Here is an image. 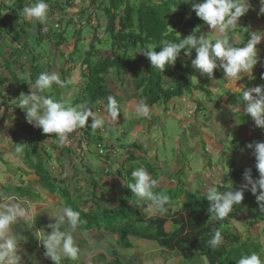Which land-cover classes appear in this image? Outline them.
Returning a JSON list of instances; mask_svg holds the SVG:
<instances>
[{
    "label": "rangeland",
    "instance_id": "374dc122",
    "mask_svg": "<svg viewBox=\"0 0 264 264\" xmlns=\"http://www.w3.org/2000/svg\"><path fill=\"white\" fill-rule=\"evenodd\" d=\"M5 1V0H4ZM134 2L135 0H131ZM138 1V0H136ZM186 2V0H184ZM260 2V1H259ZM254 3L249 8L247 12L248 24L244 25V23L239 20L240 28H246L248 26L249 31H264V14H260L261 3ZM110 1L106 0V2L101 6V9L95 12V19L93 12H87L85 9L78 18L72 17L69 21L66 17H64L63 21L58 22L54 21L53 17H50V21L47 24V30L53 29L52 34L49 38L40 37L39 34L35 31L36 27H33L32 31H27L26 27L22 28V32L18 33L20 36H16V32H10L11 26L5 23L3 19L0 20V55H2V59L0 60V81L2 82L0 93H4V95L8 96L6 101L8 104H2L3 107L7 108V112L11 111L13 108L11 104L12 101H9L11 97L15 98L20 93L18 88L10 87L12 83H14L15 87L21 89L24 88V74L28 73L30 76L31 82L34 83L35 79L38 77V72L49 71L51 68L46 65V60L49 59L50 66L52 67L51 72H57L60 76L61 80L65 81V85L63 87H57L53 85L52 89L46 90L49 93V96L57 100L63 101L68 106H73L77 108L88 107L91 108L98 117H103L107 120L101 112V109L105 107L104 102L100 101L95 103L94 105H86L84 103L74 104V101L79 98V89L80 86L76 84L77 77L72 78L68 77L67 74L73 72L76 69L78 71L82 68L81 60L83 61L86 58V50L90 46V40L93 36V33L96 31L100 34L105 33L103 29L104 26H98L100 23L99 19H102L105 22L106 14L104 13V7L109 4ZM188 4L187 7V15L186 18H190L193 14L192 4L190 2H186ZM19 4V3H17ZM22 5H26V2L21 1ZM0 6L5 7V2L2 1ZM19 6V5H18ZM11 8V7H10ZM64 8V7H63ZM94 8V7H93ZM3 16L6 15L4 11H2ZM91 19H89L90 17ZM93 19V24L92 20ZM91 21V22H90ZM29 21H26L27 24ZM77 25H82V28ZM102 24V23H101ZM94 25V26H93ZM104 25V23L102 24ZM6 28L10 32V35L6 33ZM28 28V27H27ZM45 28L42 26V29ZM21 28L19 27L18 30ZM81 29V30H80ZM197 36L205 34V36L209 39H216L218 33L210 32L211 29L208 25L206 27H202L201 29L194 30ZM237 34H241L240 32H236ZM58 35H63L66 39L65 42L59 43L56 46V50L59 52V57L56 55L57 52H54V42L59 40L56 38ZM23 36L28 37L29 42L23 44V48L15 50L16 58H20V64L16 65L15 62L10 61V52L9 49L14 50V47L17 45L11 37L16 40H20ZM6 47L5 50H2L3 47ZM26 48V49H25ZM25 49V51H23ZM7 55V56H6ZM23 56V58H22ZM36 56V60H32V57ZM258 56L259 61L257 65L253 69V76L258 72V68L260 66L264 67V39L261 40V43L258 45ZM44 60V63H41V60ZM94 60H97L94 58ZM184 66H191V59L184 56L181 60ZM13 63V64H12ZM219 63V62H218ZM29 66V67H27ZM14 66H17L15 69ZM22 67L24 69H22ZM58 69V70H57ZM6 70V74L4 71ZM32 71L31 74L29 71ZM220 72L223 73V70L217 68ZM37 71V73H36ZM224 74V73H223ZM110 74L106 75V78L109 77ZM83 82L86 81L85 74L82 75ZM110 79V78H107ZM130 80V78H127ZM126 79V81H127ZM247 74L240 80L235 82H230L222 76H215L214 79H210L206 74H201L198 71V76L193 77V82L198 86H204L208 91H200L195 89L197 92L193 91H185V94L197 96L199 98H213V101H217L219 108L221 109V114H210L208 118H203L201 121L198 119L201 116L197 115L193 121L195 124L198 122L199 128H196L197 133L195 134V139L191 138L189 134V119L187 116L186 110L182 107V110H174V112L167 113L163 111L160 118L165 123L162 125L160 121L159 124L155 125V134H152L153 140L151 143L155 146L156 156L155 158H146L147 161L142 166H139L141 161L129 162L132 166H135V170L140 167H148L153 172V178H159L158 180H162V175L171 176L176 170L181 169L185 166L183 171H178L175 175H172L173 178L178 182H181L187 187L186 191H191L195 193H204L205 187L211 185L213 181L221 178V181L225 178V175L231 172V162L236 159V162L239 166H246L251 162L253 150L247 148V144L252 142L259 141L257 139V132L259 131V127L255 125V121L251 117V115H247L243 111V99H240L239 95L235 97V103H232L230 106H235L239 103L238 110L234 113L231 110L225 108L223 106V99L218 102V98L221 95L225 94L223 97L227 96L229 91H237V94L242 93L243 88L247 85L248 80ZM246 80V81H245ZM79 82V81H78ZM6 84V85H5ZM79 84V83H78ZM116 85V83H115ZM7 86V87H5ZM113 90L120 89L119 94L122 96V101L120 103V109L125 107L124 104L127 102L124 100L125 93H133L131 92L134 89V84L127 83L125 85H119V87L114 88ZM6 90V91H5ZM135 90V89H134ZM71 93L73 95H71ZM20 96V94H19ZM17 101H15L16 103ZM126 102V103H125ZM1 106V100H0ZM180 106V105H179ZM17 108H19L17 106ZM5 109V108H4ZM4 111V110H3ZM182 112L183 115L175 116V113ZM216 113V112H215ZM2 114L5 113L2 112ZM211 118V119H210ZM188 119V121L186 120ZM210 119V120H209ZM218 119H220L218 121ZM132 121L130 126L126 127L123 125L121 129L118 130L119 134L121 132H126L128 135L126 136V141L137 139L136 133L134 132L135 128L132 125ZM197 121V122H196ZM217 121L221 124L222 122L231 123L232 128L220 129L216 125ZM229 121V122H228ZM92 122V117H89L88 123ZM217 123V124H216ZM1 124H6L3 121ZM29 123L26 119L22 122L20 121L19 127L15 131H20L23 135H18L16 144H12L9 139V135L1 136V133L6 135L8 133L15 132L13 129H10L9 132L4 129L1 131L0 129V182L9 183L8 187L14 188V185L20 184L28 185L30 190L33 193L37 194L38 197L34 198H23L21 202L27 201L28 203L24 205L28 209L27 217L21 219L17 222L16 225L13 226L11 230V234L15 236L19 240V253L21 254V264H53L50 262V258L44 256L45 248L42 245V242L37 238L35 233L38 236H43L44 233H50L52 230L48 227L49 224L55 223L56 218L52 216L58 217L61 214V210L67 205L66 198L60 195L61 187L68 186L69 191L73 193L70 194V198L74 201L70 207L76 209L78 207H85L88 209L90 207L88 202L84 200H79L77 194L75 193V187H77L78 182L83 184V180L85 179L86 183L89 184L91 179H96L98 183V189L100 197H102L101 209L106 207L115 206L120 202L121 199V187L123 186L124 180L116 176V178L110 180L112 178V172L110 175L106 174L103 169L99 168L100 165L104 164L105 156L107 153H117L116 151L109 152L107 149V138L102 141V144L105 149H98L96 147L95 138L92 137L89 142L90 150L93 154L90 155L89 160L93 164L92 166H87V169H84V166H79L76 171L75 177L69 179L70 177H66V182L60 181L61 185H57V191L54 194L50 193L47 188L39 185L37 180H33V185L30 183V179L32 177V173L24 174L22 169L24 168L27 171H33L34 173L36 169H31L29 164L37 162V156L32 155L33 153H43L44 159L46 160L45 165L47 170H51L54 174L57 175V178H60L59 175L60 167L62 165V155L61 153L56 156V161H49L45 158L46 151L51 152V156L53 154H57L58 152H64V154L72 155L77 151L79 154V149H83V155L86 152V149L82 146H78L73 144H67L68 151H64L62 144L56 143L57 149H54L52 146H48L47 144L43 145L42 143L39 145L36 141H31V134H36L34 130V126H28ZM202 126V130L200 127ZM203 126H206L203 128ZM209 126V127H208ZM219 129V130H218ZM109 132L110 128L104 127V131ZM200 130V132H199ZM218 130V131H217ZM264 131V129H262ZM226 134L222 139L221 133ZM39 134V132L37 133ZM54 135V134H53ZM141 135L140 133L138 134ZM136 136V137H135ZM9 140V152L3 153V144H5L4 138ZM33 137V136H32ZM252 137V140L246 142L242 147H234L239 146L241 140H246ZM34 138V137H33ZM36 138V137H35ZM38 139V138H36ZM121 139V138H120ZM221 139V140H220ZM39 140V139H38ZM55 142H58V138L54 139ZM43 141V140H42ZM139 144L140 139L136 140ZM175 143H179L177 146ZM143 145V144H142ZM20 146L22 151L19 154L15 153V148ZM195 146L199 148L196 149ZM205 147V148H204ZM214 148L218 150L217 153L214 152ZM206 149V150H205ZM44 150V151H43ZM76 150V151H75ZM101 150V152L99 151ZM237 150V151H235ZM30 152L29 157L25 158L26 153ZM143 152V151H142ZM221 152V154H220ZM237 152V153H236ZM54 154V157H55ZM104 154V155H103ZM234 157H232V155ZM88 156V153H87ZM216 158L218 160H216ZM28 160V161H27ZM175 160H179V162H175ZM60 161V164L57 163ZM150 161V162H149ZM224 162V163H223ZM233 163V162H232ZM59 164V166H58ZM56 166V167H55ZM219 166L220 170L216 167ZM216 168V170H215ZM54 170H57L55 172ZM89 170V171H88ZM88 171V172H87ZM37 175V173H36ZM210 177V178H208ZM35 176L33 177V179ZM78 178L80 180H78ZM164 178V177H163ZM169 181V178H164ZM206 180V181H204ZM37 183V184H36ZM79 183V184H80ZM2 184V183H0ZM3 185V184H2ZM221 185V184H220ZM219 185V186H220ZM43 187V188H40ZM1 187V186H0ZM182 184L180 186H176L173 191L182 190ZM164 188L162 191H167ZM5 190H0V196H5L3 198H7L11 202H20L17 201V198H21L20 193L17 194H7ZM59 193V194H58ZM64 193V192H63ZM11 195V196H10ZM85 204V205H84ZM140 210L146 213L147 216L159 214L157 212H149L148 209H145L148 204H135ZM174 211L178 210V206L172 207ZM161 215V214H160ZM234 229L238 230L243 239L247 240L251 238L255 243H260L262 245V249L260 252L261 258L264 259V221L258 222L255 225L248 227L246 224L240 222L237 219H233ZM63 228H67V223L65 222L62 225ZM167 231H170L173 228V224L169 221L165 226ZM72 235L74 238V242L80 249L79 259L77 261H71L64 259L61 264H181L182 257L173 252L167 251L166 249L158 246V244L151 240L140 239L136 237H131V241L134 244V248L132 249H124L118 243L117 234H113L105 231L104 229H90L86 230L83 225L72 231ZM117 260V261H116ZM195 264H207V261H198Z\"/></svg>",
    "mask_w": 264,
    "mask_h": 264
},
{
    "label": "trees",
    "instance_id": "16d2710c",
    "mask_svg": "<svg viewBox=\"0 0 264 264\" xmlns=\"http://www.w3.org/2000/svg\"><path fill=\"white\" fill-rule=\"evenodd\" d=\"M109 1L110 3L104 7V13L106 14L104 25H102L103 23H98V26H104L105 33L104 31L102 34L96 31L93 33L89 43L90 46L85 52L86 58L83 61L81 60V71L84 72L86 81L79 89L80 99L74 101V104L84 103L86 105H94L102 101L106 108L109 96L114 97L119 104L118 95L108 87L106 80V75L108 74L115 75L122 84V80H125L130 75L135 92L145 99L148 105H165V110H168V103L172 99L183 96L185 91H193L195 93V89H197L207 91V94H209V91L204 86H198L193 82V77L198 76V70L193 68L192 64L191 66H184L182 64L181 60L185 56V50H182L176 63L168 66L164 73L152 68L150 61L143 55L142 51V56L137 52L139 48L148 46L157 47L156 51L159 52L162 48V43L179 42L180 39L192 34L195 29L198 30L206 27L207 24L196 15L195 11L190 18H186L188 4L184 0ZM259 1L250 0V4L253 5ZM46 2L49 4L51 17L55 18V15H58V10L62 9V5L57 0H46ZM92 2L91 6H96L97 0H92ZM64 17L57 18L56 20L62 22ZM248 19L246 13L239 20L244 25H247ZM78 26L82 28L81 24L76 25L77 28ZM52 31L53 29L45 31L40 26L39 36L43 37L45 35V37L49 38ZM236 32H240L241 34H237ZM248 32V26L246 28L237 26L231 35H239L243 40H246ZM56 38L59 39L54 42L56 46L59 43L65 42L66 39L63 35H58ZM15 50L10 52V58L8 59L13 61V63L15 62V64H19L20 58L13 57ZM195 57L196 51L193 49L191 57L188 58L192 60ZM94 58L97 60H94ZM32 60L37 61L36 56H33ZM29 72L33 74L32 71ZM40 73L38 72L37 74L39 75ZM214 75L224 77V74L217 69L214 70ZM254 77V79L247 80L244 91L256 86H264L263 66L258 68V72ZM18 91L20 92L19 94L22 93L19 87ZM242 93L239 92L237 94V91H229L227 104L230 106L232 103L237 102L235 101L236 95H239L240 99H242ZM45 95H49V93L45 92ZM221 99L219 97L218 101ZM212 100L213 98L208 99L206 97L199 100L195 113L203 112L206 108L205 105ZM262 129L264 128L259 127V132L256 135L259 142H264V131ZM88 132L92 133V130L89 128L82 131L85 136L89 134ZM95 135L96 143L102 144L104 137L101 130L99 129V132ZM47 136L58 138L53 136V134H45L40 129L36 137L39 140H36L42 141ZM249 140L251 141L252 137L241 140V144L239 146L234 145V147H242ZM136 148L138 150L141 149L137 145V142L129 145L126 148L127 156L121 162L119 160L115 163L112 162L113 156L110 155L111 153H107L105 159H103L105 163L104 172L108 175L112 172L113 176L110 180L116 178V176L124 180L120 192L122 196L117 205L101 209L100 204L103 199L100 197L96 179H91L89 184L86 183L85 179H81L83 180V184L78 182L77 187H75L78 201L84 200L90 203L91 206L88 209L81 206L74 209L80 212L83 221L82 225L86 230L93 228L104 229L107 232L117 234L118 243L124 249L134 248L131 237L154 241L158 246L167 251L180 255L182 257L181 264H195L198 261L204 260L207 261V264H237V260L243 255L251 254L252 252L260 254L262 249L260 243H255L251 238L244 240L238 230H233V219L239 220L248 227L264 221V213L260 212L256 196L248 190H245L244 200L240 206H234L233 211L225 220L215 221L210 218L211 213L208 212L210 202L207 200L205 192L195 193L186 191L187 187L181 182L183 188L179 191H173L175 188L162 191L165 187L157 186L154 189L157 194L164 193L170 197L169 210L163 215L146 216V213L136 207V203L132 201L136 198L133 196L131 189L127 187L128 183H134L131 173L135 170V166H132L129 162H134L141 158ZM102 149H105L104 146ZM107 149L109 152H112L119 149V147L116 149L114 146L108 144ZM29 155L30 152H27L25 158L29 157ZM32 155L37 156V162L34 163L33 161L29 165L33 169H36L38 183L55 194L58 192L57 185H61L60 181H63V179L66 181V177L60 175L61 177L57 178L56 174L51 170H47L43 153H33ZM45 158L47 162L52 159L50 152L46 151ZM232 162L231 172L228 176H226L227 174L225 175L219 186V190L222 192L227 190L226 185L228 182H232L234 190L239 189L245 183L243 173L247 168L252 169L254 179L259 178L253 154L251 162L246 166H239L236 159L232 160ZM148 173L153 172L148 171ZM0 183L3 184H0V190H5L8 192L7 194L14 193L18 195L20 193L18 196L21 198H17V201L21 202L26 197H38L29 187L14 185V189L7 186L9 183ZM70 194L73 195L69 191L68 186L61 187L60 195L66 198V203L69 206L74 202L70 198ZM3 197L5 196H0V199ZM174 206H178V210L174 211L172 209ZM169 221L173 224V228L167 231L165 226ZM216 229L222 232L223 242L220 248L212 250L207 241ZM50 262L54 264L51 259Z\"/></svg>",
    "mask_w": 264,
    "mask_h": 264
},
{
    "label": "clouds",
    "instance_id": "9594fccd",
    "mask_svg": "<svg viewBox=\"0 0 264 264\" xmlns=\"http://www.w3.org/2000/svg\"><path fill=\"white\" fill-rule=\"evenodd\" d=\"M186 2L192 4L193 11L209 26L210 32L218 33L217 38L212 40L205 34L197 36L194 31L180 39L179 42L162 43L159 52L156 51L157 47L151 46L141 47L137 52L142 51L150 61L152 68L164 73L168 66L176 63L182 50H185V56L191 57L192 50L195 49L196 57L191 60L192 67L201 74H206L210 79H214V70L217 68L223 70L224 78L230 82L237 83L245 74L250 80L254 79L253 69L259 61L258 45L264 39V31H249L246 40L239 35H231L239 25L240 17L249 11L250 0H186ZM260 3V14H264V0H260ZM20 17L22 22L36 21L45 25L44 30L47 31L49 4L46 0H34L23 7ZM23 80L28 82L30 92L21 94L16 106L24 111L26 121L42 129L43 133L54 134L53 136L58 137L60 143L63 144L67 141L69 134L85 127H89L92 131L100 129L102 134L105 132V119L98 117L91 108L68 106L61 100L45 95L46 90L52 89L53 85L57 87L65 85V81L61 80L56 72H41L34 83L31 82L29 74L25 73ZM242 99L243 111L251 115L257 127L264 128V86L246 89L242 93ZM238 105L239 103L230 106L234 113L240 110ZM105 111L111 122H117L121 110L114 97L107 98ZM135 112L138 118H151L150 107L143 100L135 105ZM0 115H2V110H0ZM89 117H92L91 125L88 124ZM96 147L102 149L103 144L97 143ZM247 148L253 150L259 178L254 179L252 169L247 168L243 173L245 183L237 190L233 189L232 182H228L227 190L220 191L219 185L223 181L221 178L206 186L205 196L210 202L208 212L211 213L210 218L215 221L225 220L233 211L234 206L242 204L245 190L256 196L260 212L264 213V142H250ZM15 151L20 153L22 149L17 146ZM216 168L220 170L219 166ZM131 176L134 183H128L127 187L131 189L136 198L132 201L137 204L147 202L148 206L145 209L149 212L166 214L169 210L170 197L154 191L159 184L158 179L153 178L143 167L134 170ZM180 185L179 182L178 186ZM23 186L29 187L28 185ZM27 203V201L14 203L7 198L0 199V264H21L19 240L11 234V230L19 220L27 217L28 209L24 206ZM52 217L56 218V222L48 225L52 230L50 233L45 232L43 236L35 233L45 248L44 256L50 258L54 264H61L64 259L77 261L80 249L74 242L72 231L83 224L80 212L70 206H65L58 217ZM65 222L67 228L62 227ZM222 242V232L216 229L207 244L212 250H216L221 247ZM237 264H264V259L260 254L252 252L241 256Z\"/></svg>",
    "mask_w": 264,
    "mask_h": 264
},
{
    "label": "crops",
    "instance_id": "0c3cea01",
    "mask_svg": "<svg viewBox=\"0 0 264 264\" xmlns=\"http://www.w3.org/2000/svg\"><path fill=\"white\" fill-rule=\"evenodd\" d=\"M2 1L5 2V5L6 6L5 7L0 6V20L3 19L5 21V23L7 22V24L9 26H11V31L10 32H16L17 33L16 36H20V35H18V33H20V34L21 33H24V32H22V28L25 26L26 29H27V31H32L33 27H36V30L35 31L39 34L40 26H43L44 27V25H41V24H39L36 21H29L26 24L25 23L26 21L25 22H22L21 17H20V12H22L23 7L25 6V5L20 4L21 1L26 2V4H28V3L34 2V0H5V1L4 0H0V4L2 3ZM57 1L59 2L60 5H62V9L60 8L58 10V15H59L58 18H62L63 16H65L68 21L72 17L78 18L79 15L85 9L86 10L88 9L87 12L88 11H90V13L93 12V14H94L93 17L95 19L96 18L95 17V15H96L95 12L98 11V10H100L101 9V6L104 4V2H106V0H97L96 6H91L93 4L92 0H57ZM17 3H19V4H17ZM18 5H20V7H18ZM2 11H4V13H6L5 16H3ZM50 17H51V13L49 12V20H48V22L50 21ZM56 17L57 16L55 15V18ZM55 18H54V21H56ZM89 19H91V17ZM91 21H92L91 24H93V19ZM99 21H100V23H104V21L102 19H99ZM19 27L21 28L20 30H18ZM10 32L6 28V33L10 35ZM11 39L14 40L15 43L17 44L16 45L17 47L14 48V49H17L19 47L22 48L23 44L29 42L28 37H25V36H23L22 38H20V40H16L15 37H14V39L11 37ZM5 49H6V47L4 46L2 48V50H5ZM7 50L9 52L13 51V49H9L8 47H7ZM53 50H54V52L56 50V45L55 44H54V49ZM56 52H57L56 55L59 57V55H60L59 52L57 50H56ZM138 54L140 56H142L141 55V51H139ZM13 57H15V55ZM2 58H3L2 55H0V60ZM45 60H46V65L51 68L49 71L45 70V72H51L52 71V67L50 66V63H48L49 62V59H45ZM41 63H44V60L43 59L41 60ZM19 64H16V65H19ZM1 66L2 65H0V69H1ZM14 67H15V69H17V66H14ZM27 67H29V66H27ZM22 69H24V68L22 67ZM4 74H6V70L4 71ZM83 74H84V72H82L81 71V68H80L78 71H76V69H75L74 70V74H73V72L70 71V73H68L67 76L68 77H72V78H75V77L78 78L79 77L78 79H75L76 80V84L79 85L80 87H82L83 84H84L83 79H82V75ZM107 78H110V79H107ZM107 78H106V80L108 82V87L111 90H113L111 87L117 88V87H119V85L120 86L121 85H125L126 82L129 83V84L133 83L132 77L130 75L126 77V79L127 78H130V80L129 79H127V81H126V79L125 80H122L123 84L120 83L119 80L116 78V76L113 75V74H110V76L107 77ZM115 83H116V85H115ZM1 86H2V83L0 81V91L2 90L1 89ZM5 87H7V86H5ZM10 87H14V88L17 89L18 88V85H17V87H15L14 83H12V85ZM245 87L243 88V90L245 89ZM114 91L116 92V94L119 97L118 99H119V106H120V103L122 101V96L119 94V92L121 90L118 89V90H114ZM29 92H30L29 84H28L27 81H25L24 82V88H23L21 94H23V93L24 94H29ZM131 92H133V93H129V92L125 93L124 100L127 103L125 102L126 103V104H124L125 107L123 109H120L121 110V113L119 115V119L117 120V122H111L110 121V119L108 118L107 113L105 111V109H106L105 107H103L101 109L102 114L107 119V120H105V126L104 127H105V129L106 128L107 129L110 128V131L109 132L106 130V132L103 133V137H104V139L105 138L108 139L107 140V142H108L107 144L114 146L116 149L119 147V149L116 150L117 153H113V158L111 159L112 162H114V163L116 161H118V160H119V162H121L122 160H124L126 158V156H127V153H126L127 150H126V148L129 145L134 144L135 142H137L136 141L137 139H140V141H141L139 144L137 143V145L141 149L138 150L136 148V151L138 152V154L141 155V158L137 160V161H141L142 162V163H140L139 166H142L144 163L147 162L145 160L146 158H155L156 157V156H154L156 154V152L154 150L155 149V146L151 143V140H153L152 134H155L156 133L155 132V125L156 124H159L160 121L162 122V125H164V123H165L163 120L159 119L160 116H161V114L163 113V111H165L167 113H170V112H174L175 109L176 110H182V108H183L184 110H186V112L188 114L187 116L190 117L188 131H189V134L191 135V138L192 139H195V134L197 133L196 128H199V126L197 125L198 122L196 121L197 124H195L194 121H193V119L197 115L201 116L200 118H198L201 121V119L203 120V118H208L209 117V115L207 116L208 113H210V114H213L214 113V114H217V115H219V113L220 114L222 113L221 112V109L219 108V105H218L217 101H213V100L211 102H208L205 105L206 108H205V110L203 112L195 113L196 112V109H197V106H198V102H199V100H201V98L197 97L196 95L195 96H192V95L184 94L181 97H176V98L172 99L170 101V103H168V106H167L168 110H165L166 109V106L165 105H153V106H150V105L147 104L150 107L151 118L150 119L149 118H144V117L138 118L137 117V114L135 112V105L137 103H139L140 100H143L145 103H146V101H145V99L141 98L135 92L134 89H132ZM196 92L197 91H195V93ZM232 92H236V91H232ZM71 95H73V94L71 93ZM224 95L225 94L221 95V98L224 100L222 104H223V106L225 108L229 109L230 106H229V104H227V100L229 99V95L227 93V96H225V98L223 97ZM7 98H9V97L6 96V95H4L3 92L0 93V100H1L0 110H2L3 113H5V116H4V114L0 115V129H1V131L4 130V129H6L9 132L10 129H13L14 131L18 129L20 121L23 122L24 119H25V117H24L25 116V113H24V111L20 107L17 108V106H16V104L19 102V99H20L19 94H18V96L16 98H15V95H14V97H11L9 99V101H12L9 104L13 105L12 106L13 108H11V111L10 112H7L8 111L7 108L2 106V104H8V101H6ZM77 100L78 99H76L75 101H77ZM15 101H17V102L15 103ZM220 101H218V102H220ZM182 115H183L182 112L175 113V116L176 117L177 116L178 117L179 116L182 117ZM132 118H134V121L132 122V125L135 128L134 132L136 133V136L137 137L136 136L135 137L137 139L126 141V136L128 135V133L126 132V130L124 132H121V134H119L118 130L121 129V127H123V125L126 126V127L130 126V123H128V122L129 121L131 122L132 121ZM186 120L188 121V119H186ZM219 120L220 119H218V121ZM3 121H5V123H6L5 125L4 124H1ZM218 121H217L218 124L216 123L217 124L216 126L219 127L220 129H223V127L227 128V129L232 128L231 123H227L228 126H226L225 125L226 122H222L220 124ZM91 123H88V124L91 125ZM28 126H30V128H31V126H33V125L29 124ZM205 127L206 126H203V128H205ZM88 129H89L88 127H85L83 129H80L79 131H76V132H73V133L69 134L67 141L62 144L63 149L66 147L64 149V151H68L67 144H70V145H73V144L77 145L78 144L77 147L82 146V147H84L86 149V152L84 153V155H83V151L84 150L81 149V148L79 149V151H80L79 154L77 153L76 150H75L76 152L73 153L72 155H70V154H64V156H63V153L64 152H58L57 154L54 153L55 154V157H54V154H53L52 159L50 161H53V160L56 161V156L58 154H60V153L62 155V161H61L62 165H61V167L58 164V166L60 167L59 175L65 176V177H70V179H71L72 177L73 178L75 177L77 169L82 164H84V165H82V167L84 166V169H87V166H92L93 165L91 163V161L89 160V157H90L91 154H93V152L90 150V146H89V142L88 141L90 139H92V137H94V138L96 137L95 134H97L99 132V129H97L95 131H92V133H89L88 132L89 134H86V136H85L82 133V131L88 130ZM200 129L202 130V126L200 127ZM34 130L36 131V134H31L30 135L31 136V138H30L31 141H36V138L35 137H37V133L39 132L40 128H35ZM199 132H200V130H199ZM139 133L141 134L140 136L138 135ZM7 135H9L10 142L12 144H16L17 142H20V140H17V136L18 135H23V133L20 132V131H15L12 134L11 133H8L6 135H4V134L1 133V136H6L7 137ZM219 135H221L222 139H224L223 138L224 136H227L226 134H223V133H221ZM6 137L4 138L5 144L2 145L3 146V149L2 150H3V153L4 154H6V153L9 152V147H8L9 146V140ZM54 139H56V138L55 137H52V136H47L46 138L43 139V141H37V143L39 145L41 143L43 145L47 144L48 146H52V144H54L55 146H53V148L54 149H57L56 143H59L60 141L58 140V142H55ZM178 144L175 143L176 146ZM195 148L198 149L199 147L198 146H195ZM213 150H214L215 153L218 152V150L216 148H214ZM15 153H16V151H15ZM87 153H88V156H87ZM16 154H19V153H16ZM220 154H221V152H220ZM50 155H51V152H50ZM59 162L60 161H58L57 163H59ZM175 162H179V160H175ZM104 166H105V163L102 164V165H100L99 168L104 169ZM29 167L31 169H33L31 166H29ZM143 168H145L146 170L148 169L149 172L151 171L148 167H146V165ZM184 168H185V166H183L181 169H178V171H183ZM18 169H22L23 175L24 174H28V173H32V177L30 179V183L33 184L34 183L33 180H38V176L33 171H27L24 168H18ZM54 171L57 172V170H54ZM178 171L176 170L172 175H175L176 173H178ZM150 174L152 175V177H154L153 176V173H150ZM172 175L170 177L167 176V175H162L161 176L162 177V180H159L158 186L159 187H166L168 189L174 188L176 185L178 186L179 181L177 182L175 180V178L172 177ZM34 176H35V178L33 179ZM163 177L164 178H166V177L169 178V181L165 180ZM80 179H82V177ZM80 179L78 178V180H80ZM33 185H35V184H33ZM40 188H43V187L40 186ZM88 207H91L90 204H89Z\"/></svg>",
    "mask_w": 264,
    "mask_h": 264
},
{
    "label": "built area",
    "instance_id": "2783aa9c",
    "mask_svg": "<svg viewBox=\"0 0 264 264\" xmlns=\"http://www.w3.org/2000/svg\"><path fill=\"white\" fill-rule=\"evenodd\" d=\"M99 147H101V146H99Z\"/></svg>",
    "mask_w": 264,
    "mask_h": 264
}]
</instances>
